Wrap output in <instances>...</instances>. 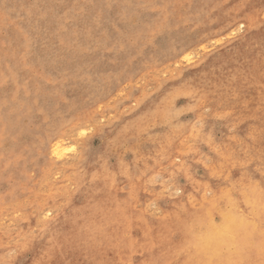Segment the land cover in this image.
I'll return each mask as SVG.
<instances>
[{"label":"rangeland","instance_id":"1","mask_svg":"<svg viewBox=\"0 0 264 264\" xmlns=\"http://www.w3.org/2000/svg\"><path fill=\"white\" fill-rule=\"evenodd\" d=\"M263 238L264 0H0V264H264Z\"/></svg>","mask_w":264,"mask_h":264},{"label":"bare ground","instance_id":"2","mask_svg":"<svg viewBox=\"0 0 264 264\" xmlns=\"http://www.w3.org/2000/svg\"><path fill=\"white\" fill-rule=\"evenodd\" d=\"M251 20V19H250ZM59 147H60V145L57 143V144H55L54 146H53V154H59ZM114 177V176H113ZM116 178V177H115ZM95 180V179H94ZM263 237V236H262ZM264 239V238H263ZM261 241V240H260ZM262 242H263V240H262Z\"/></svg>","mask_w":264,"mask_h":264}]
</instances>
